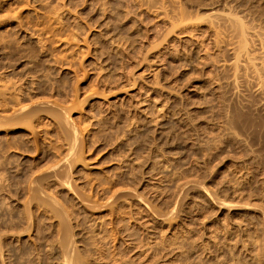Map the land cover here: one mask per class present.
<instances>
[{
  "label": "rangeland",
  "instance_id": "obj_1",
  "mask_svg": "<svg viewBox=\"0 0 264 264\" xmlns=\"http://www.w3.org/2000/svg\"><path fill=\"white\" fill-rule=\"evenodd\" d=\"M16 83L0 264H264V0H0Z\"/></svg>",
  "mask_w": 264,
  "mask_h": 264
},
{
  "label": "bare ground",
  "instance_id": "obj_2",
  "mask_svg": "<svg viewBox=\"0 0 264 264\" xmlns=\"http://www.w3.org/2000/svg\"><path fill=\"white\" fill-rule=\"evenodd\" d=\"M15 47H16V46H15ZM9 48H10V47H9ZM17 48H18V47H17ZM15 49H16V48H15ZM8 52H9V51H8ZM15 52H16V51H14V53H15ZM19 52H20V51H19ZM10 55H11V53H10ZM17 55H19V54H17ZM19 56H20V55H19ZM19 56H18V57H19ZM22 56H23V55H22ZM16 57H17V56H16ZM23 57H24V56H23ZM13 59H14V58H13ZM2 60H3V59H2ZM9 61H10V60H9ZM30 65H31V64H30ZM22 67H23V66H22ZM2 68H3V67H2ZM9 68H10V67H9ZM12 68H14V67H12ZM15 68H16V67H15ZM15 68H14V69H15ZM32 68H33V67H32ZM6 70H7V69H6ZM41 70H43V69H41ZM13 73H14V72H13ZM20 73H21V72H20ZM29 73H30V72H29ZM26 75H27V74H26ZM21 78H22V77H21ZM7 79H8V78H7ZM16 79H17V78H16ZM23 80H24V79H23ZM7 81H8V80H7ZM15 82H17V81H14V83H15ZM18 82H19V81H18ZM20 82H21V81H20ZM1 84H3V83H1ZM5 84H6V82H5ZM25 84H26V83H25ZM9 85H10V84H9ZM26 85H27V84H26ZM3 86H5V85H3ZM13 86H14V91H15V89H16V91L18 92V93H17L18 95H16L15 98H13V99H15L16 101L10 99V100H11V103H12V101H14V102H15L14 104H16V106H15V108H13V111H12V113H11V114H12L11 117L8 116L9 118L6 116V114H4V115H5V116H4L2 112L7 113V111H9V110H7L8 108H7L6 106H7V103H8L10 100L8 99L9 101H7V98H8V97H7V96H4V95H5L4 93H6V92H4L5 89L3 90L4 93L0 91V112H1V114L3 115V116H2V115L0 116V128L6 127V126H8V125H9V126H12V125H13V126H12L13 129H14V126H15V127H18V125H22V126L25 125V126H28V125H26V124H28V123H30V122H35V120L38 119V118H36V116L39 115V114H36L37 112L32 111V109L30 108L29 105H23L24 103H22V102H23L24 100H23V101L20 100V97H21V99H22V96H23V95H22V94H23L22 92H24V91H23V88H22V84L17 86V83H16V84H13ZM20 86H21V87H20ZM8 87H9V86H8ZM3 88H4V87H2L1 89H3ZM5 88H6V86H5ZM7 89H8V88H7ZM8 90H9V89H8ZM10 90H11V87H10ZM12 90H13V88H12ZM5 91H7V90H5ZM32 92H33V91H32ZM2 93H3L4 95H3ZM8 93H9V92H8ZM26 94H27V93H26ZM28 95H29V94H28ZM28 95H27V96H28ZM9 97H10V96H9ZM28 97H29V96H28ZM32 99H33V98H32ZM31 102H32V101H31ZM42 102H43V101H42ZM45 102H46V101H45ZM48 102H49V101H48ZM9 103H10V102H9ZM9 103H8V104H9ZM27 104H28V103H27ZM29 104H30V103H29ZM44 104H45V103H44ZM8 106H9V105H8ZM9 107H10V106H9ZM35 107H36V106H35ZM44 107H45V106H44ZM40 108H41V107H40ZM63 108H64V107H63ZM9 109H11V108H9ZM34 110H35V109H34ZM39 111H40V110H39ZM46 111H48V110H46ZM34 112H35V113H34ZM42 113H43V111H42ZM45 113H46V112H45ZM58 113H59V112H58ZM64 113L66 114L65 110H64ZM35 114H36V116H35ZM59 114H60V116H61L62 111H61V113H59ZM59 114H58V115H59ZM56 115H57V114H56ZM62 116H64V115H62ZM66 116H67V115H66ZM66 116H65V117H66ZM37 117H38V116H37ZM66 118H67V117H66ZM53 119H54V117H53ZM55 119H56V118H55ZM67 120H69V119H67ZM36 121H37V120H36ZM69 122H70V121H69ZM36 123H37V122H36ZM54 123H55V122H54ZM30 124H31V123H30ZM30 124H29V125H30ZM57 124H59V123L57 122ZM71 124H72V123H71ZM71 124H70V125H71ZM59 125H60V124H59ZM63 125H64V123H63ZM12 127H11V128H12ZM60 127H61V126H60ZM63 127H64V126H63ZM69 127H70V126H69ZM6 128H7V127H6ZM32 128H33V127H32ZM75 128H76V127H75ZM22 129H23V128H22ZM62 129H63V128H62ZM69 129H70V128H69ZM6 130H7V129H6ZM56 130H57V129H56ZM63 130H64V129H63ZM63 130H62V131H63ZM8 131H9V130H8ZM31 131L34 132L33 129H32ZM66 131H68V129H67ZM71 131H74V130L72 129V126H71ZM35 132H36V131H35ZM58 133H59V132H58ZM65 133H66V132H65ZM75 133H76V132H75ZM75 133H74V134H75ZM68 134H69V133H68ZM68 134H67V135H68ZM34 135H35V134H34ZM5 136H6V135H5ZM25 136H26V135H25ZM17 137H18V136H17ZM20 137H21V136H20ZM30 137H31V136H30ZM36 137H37V136H36ZM70 137H71V136H70ZM70 137L67 138V141H68V139H70ZM76 137H77V134L75 135V137H71V138H72L71 141L69 140L70 143H69L68 145H71V143H72V141H73V144H72V145H73V148L71 147V149H69V151H71L72 149H74V146H76V145H75V144H77V139H76ZM9 138H10V137H9ZM21 138H22V137H21ZM27 138H28V137H27ZM60 138H61V137H60ZM63 138H64V137H63ZM20 140H21V139H20ZM28 140H29V139H28ZM65 140H66V139H65ZM69 141H68V142H69ZM7 142H8V140H7ZM15 142H16V144H17V143H18V144L20 143L21 145L25 143L24 140H22V141L12 140V143H15ZM27 142H28V141H27ZM33 142H34V141H33ZM36 142H37V141H36ZM6 144H9V143H6ZM25 144H26V146L23 145V148L27 147L26 149H28L30 146L27 145V143H25ZM34 144H35V142H34ZM37 144H38V143H37ZM2 145H5V143H3ZM11 145H12V144H11ZM72 145H71V146H72ZM6 146H7V145H6ZM6 146H5V147H6ZM12 146H14V145H12ZM19 146H20V145H19ZM28 146H29V147H28ZM0 147H1V146H0ZM2 147H3V146H2ZM9 147H10V146H9ZM21 147H22V146H21ZM32 147H33V146H32ZM60 147H61V146H60ZM7 148H8V147H7ZM35 148H36V147H35ZM37 148H38V147H37ZM44 148H45V147H44ZM54 148H55V147H54ZM1 149H2V148H1ZM29 149H30V148H29ZM29 149H28V150H29ZM31 149H32V148H31ZM2 150H3V149H2ZM2 150H1V151H2ZM36 150H37V149H36ZM18 151H19V150H18ZM20 151H21V150H20ZM58 151H59V150H58ZM27 152H28V151H27ZM54 152H55V151H54ZM71 152H72V151H71ZM8 153H9V152H8ZM21 153H22V152H21ZM40 153H41V152H40ZM69 153H70V152H69ZM74 153H75V152H74ZM6 154H7V153H6ZM9 154H10V153H9ZM70 154H71V155H65V156H68L67 159H66L67 161H68V159H70L69 162H70L71 160H73V159H71V158H72L71 156H72V155H74V156L76 155V154H73V152L70 153ZM0 155H1V154H0ZM2 155H4V154H2ZM13 155H14V154H13ZM17 156H18V155H17ZM74 156H73V157H74ZM10 157H11V155H10ZM70 157H71V158H70ZM8 159H9V158H8ZM10 159H11V158H10ZM66 160H65V161H66ZM8 161H9V160H8ZM14 161H15V160H14ZM4 162H6V161H4ZM4 162H3V163H4ZM9 162H10V161H9ZM3 163H2V164H3ZM10 164H11V162H10ZM3 165H4V164H3ZM0 166H1V165H0ZM2 167H5V166H2ZM2 167H1V168H2ZM23 168H24V167H23ZM54 168H55V167H54ZM70 168H71V167H70ZM4 169H5V168H4ZM52 169H53V168H52ZM68 169H69V168H68ZM72 169H73V168H72ZM72 169H70V170L72 171ZM71 171H70V172H71ZM15 172H16V171H15ZM43 172H44V171H43ZM64 172H65V171H64ZM70 172H69V170H68V172H66V173H69V175H71ZM34 173H35V172H34ZM34 173H33V174H34ZM38 173H39V171H38ZM38 173H37V174H38ZM16 174H17V173H16ZM41 174H42V173H41ZM43 174H44V173H43ZM54 174L56 175V173H54ZM0 175H1V174H0ZM50 175H51V174H50ZM55 175H54V176H55ZM57 175H58V174H57ZM57 175H56V176H57ZM25 176H26V175H25ZM30 176H31V175H30ZM32 176H33V175H32ZM34 176H35V175H34ZM42 176H44V175H42ZM47 176H49V175H47ZM52 176H53V175H52ZM63 176H65V175H64V174L62 175V179H61V180H63V178H64ZM57 177H58V176H57ZM60 177H61V176H60ZM65 177H66V176H65ZM67 177H68V179H69V177L71 178V176H68V174H67ZM67 177H66V178H67ZM28 178H29V177H28ZM36 178H37V177H36ZM38 178H39V177H38ZM38 178H37L36 180L39 181L40 178H39V179H38ZM26 179H27V178H26ZM47 179H48V178H47ZM57 179H59V178H57ZM64 179H65V178H64ZM68 179H66V181H64V182H67ZM27 180H28V179H27ZM33 180H34V182H33ZM33 180L31 181V182H33V184H34V183H37V184H38V181L36 182L35 179H33ZM51 181H52V180H51ZM51 181H49V182H51ZM68 181H70V180H68ZM2 182H3V181H2ZM58 182H59V181H58ZM64 182H63V183H64ZM0 183H1V182H0ZM19 183H20V182H19ZM19 183H18V184H19ZM41 183L43 184V181H42ZM41 183H39V184H41ZM61 183H62V182H61ZM31 184H32V183H31ZM37 184H36V185H37ZM39 184H38V186H39ZM44 184H45V183H44ZM46 184H47V183H46ZM64 184H65V183H64ZM66 184H68V183H66ZM47 185H48V184H47ZM9 186H10V185H9ZM9 186H8V187H9ZM40 186H41V185H40ZM8 187H7V188H8ZM4 188H5V187H4ZM34 188H35V186H34ZM36 188H37V187H36ZM17 189H18V188H17ZM37 189H38V188H37ZM44 189H46V188H44ZM12 190H13V189H12ZM15 190H16V189H15ZM28 190H30V189H28ZM33 190H34V189H33ZM0 191H1V190H0ZM25 191H27V189H26ZM31 191H32V190H31ZM35 191H36V190H35ZM37 191H38V190H37ZM39 191H40V188H39ZM39 191H38V192H39ZM0 193H1V192H0ZM10 193H11V192H10ZM30 193H31V192H30ZM33 193H34V192H33ZM33 193H32V194H33ZM35 193H36V192H35ZM44 193H46V190H45ZM37 194H39V193H37ZM42 194H43V193H42ZM0 195H1V194H0ZM6 195H7V194H6ZM23 195H24V194H23ZM33 195H34V194H33ZM33 195H31V198H32ZM35 195H36V194H35ZM12 196H13V195H12ZM14 196H15V195H14ZM40 196H41V195H40ZM50 196H51V195H50ZM26 197H27V196H26ZM48 197H49V196H48ZM33 198H34V197H33ZM52 198H53V197H52ZM38 199L40 200V198H38ZM15 200H17V199H15ZM24 200H25V199H24ZM39 200H38V201H39ZM55 200H56V199H55ZM33 201H34V200H33ZM52 201H53V200H52ZM3 202H4V201H3ZM6 202H7V201H6ZM30 202H31V201H30ZM57 202H58V201L56 200V203H57ZM31 203H32V202H31ZM39 203L42 204V202H39ZM39 203H38V204H39ZM54 203H55V201H54ZM25 204H26V202H25ZM27 204H28V203H27ZM34 204H37V203L34 202ZM26 206H27V205H26ZM40 206H41V205H40ZM58 206H59V205H58ZM60 206H61V205H60ZM1 207H2V206H1ZM27 207H28V206H27ZM9 211H10V210H9ZM57 212H58V211H57ZM10 214H11V213H10ZM10 214H9V215H10ZM56 215H57V214H56ZM65 215H66V214H65ZM30 218H31V217H30ZM10 220H11V219H10ZM11 221H12V220H11ZM30 221H31V220H30ZM69 221H70V220H69ZM12 222H13V221H12ZM70 222H71V221H70ZM34 225H35V224H34ZM70 225H71V224H70ZM27 227H28V226H27ZM26 229H27V228H26ZM68 231H70V230H68ZM64 232H65V231H64ZM73 232H74V231H73ZM71 233H72V232H71ZM65 235H66V234H65ZM2 238H3V237H2ZM66 238H67V237H66ZM70 238H71V237H70ZM62 239H63V238H62ZM1 240H2V239H1ZM67 240H68V239H67ZM67 240H66V241H67ZM68 241H70V240H68ZM62 242H63V241H62ZM64 244H65V243H64ZM66 244H67V242H66ZM0 246H1V245H0ZM60 246H61V244H60ZM62 250H63V249H62ZM60 251H61V250H60ZM64 252H65V250H64ZM3 253H4V252H3ZM61 253H62V252H61ZM66 253H67V251H66ZM0 254H1V253H0ZM64 254H65V253H64ZM66 255H67V254H66ZM74 256H75V255H74ZM0 257H1V256H0ZM64 257H65V256H64ZM66 258H67V257H66ZM70 258H71V257H70ZM70 258H69V259H70ZM1 259H2V258H1ZM14 259H15V258H14ZM73 259H74V258H73ZM75 261H76V259H75ZM66 262H69V261H66ZM70 262H71V261H70ZM72 262H73V261H72ZM2 263H3V262H2ZM77 263H78V262H77ZM5 264H6V263H5ZM68 264H71V263H68Z\"/></svg>",
  "mask_w": 264,
  "mask_h": 264
}]
</instances>
